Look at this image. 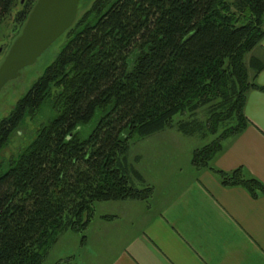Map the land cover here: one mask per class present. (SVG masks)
<instances>
[{"label": "trees", "instance_id": "16d2710c", "mask_svg": "<svg viewBox=\"0 0 264 264\" xmlns=\"http://www.w3.org/2000/svg\"><path fill=\"white\" fill-rule=\"evenodd\" d=\"M15 1L0 0V25ZM32 6L15 20L24 24ZM263 38L264 0H95L0 120V264H43L67 231L85 244L98 201H149L154 188L137 185L145 178L129 161L131 141L176 125L195 135L199 124L175 116L208 105L210 134L233 125L194 150L193 167L264 193L243 169L211 167L224 141L247 126L246 94L258 87L249 69L264 64L248 65L246 56ZM40 116L30 141L2 159L12 136Z\"/></svg>", "mask_w": 264, "mask_h": 264}, {"label": "crops", "instance_id": "0c3cea01", "mask_svg": "<svg viewBox=\"0 0 264 264\" xmlns=\"http://www.w3.org/2000/svg\"><path fill=\"white\" fill-rule=\"evenodd\" d=\"M248 57L264 64V38ZM249 74L258 87L246 94L247 126L224 141L211 167L243 169L264 185V68ZM150 186L149 201L126 200L122 215L93 218L85 243L91 258H78L86 263L67 258L74 264H264L263 192L224 186L210 168L164 175Z\"/></svg>", "mask_w": 264, "mask_h": 264}, {"label": "rangeland", "instance_id": "374dc122", "mask_svg": "<svg viewBox=\"0 0 264 264\" xmlns=\"http://www.w3.org/2000/svg\"><path fill=\"white\" fill-rule=\"evenodd\" d=\"M29 1H32L34 5L37 0H28L26 4ZM94 1L81 0L77 19L85 14ZM230 1L234 2V0ZM20 9L21 0H16L12 18L10 16L6 17L0 25V47L2 48L0 50V65L5 59L11 43L23 30L24 24L13 18ZM64 39L65 34L49 46L35 63L23 68L18 78L9 81L4 86L0 92V120L10 113L18 99L30 89L46 67L53 62L61 49ZM246 60L249 64L248 55ZM213 111V106L208 105L194 114L187 113L175 116V123L186 121L199 124L201 129L195 135H185L176 125L144 139L131 141L129 161L147 178L144 182H137L138 187L143 188L150 186V184L154 185L164 175H172L177 172L187 173L190 170H195L191 163L194 150L211 143L225 128L233 125L232 121H227L222 124L217 134H210L208 132V121ZM45 120L46 118L43 116H40L36 121L29 119L26 126L12 136L2 152V159L10 158L18 153L30 141L33 130ZM126 204V200L98 201L95 203V218L99 220L102 215H122L127 209L125 207ZM85 233L87 235V232ZM81 238L82 234L72 231L61 234L43 264H58L60 261L66 260L64 258L68 256H75L76 262L86 263L85 260L78 258L89 257L90 259L92 249L82 244ZM94 250L97 251L96 249Z\"/></svg>", "mask_w": 264, "mask_h": 264}, {"label": "water", "instance_id": "95a60500", "mask_svg": "<svg viewBox=\"0 0 264 264\" xmlns=\"http://www.w3.org/2000/svg\"><path fill=\"white\" fill-rule=\"evenodd\" d=\"M80 0H38L0 65V92L76 22Z\"/></svg>", "mask_w": 264, "mask_h": 264}, {"label": "flooded vegetation", "instance_id": "af4514ba", "mask_svg": "<svg viewBox=\"0 0 264 264\" xmlns=\"http://www.w3.org/2000/svg\"><path fill=\"white\" fill-rule=\"evenodd\" d=\"M28 0H21V9L19 10V12H17L16 14L17 15H20L21 14V12L24 10V8L27 6V4H26V2H27ZM38 1V0H37ZM36 1V2H37ZM30 2V1H29ZM28 2V3H29ZM80 2H81V0H80ZM36 4V3H35ZM35 4L32 6V8H31V11H32V9H33V7L35 6ZM80 4V3H79ZM15 5H16V1H15V3H14V7H15ZM14 7L12 8V11H13V9H14ZM79 8V7H78ZM31 11H30V13H31ZM30 13H29V15H30ZM12 15H13V12H11V15H10V17L12 18ZM17 15H15L13 18L14 19H16V16ZM29 15H28V17H29ZM28 17H27V19H28ZM77 20V19H76ZM27 21V20H26ZM26 21H25V23H26ZM25 23H24V26H25ZM24 26H23V28H24ZM14 42V41H13ZM12 42V43H13ZM12 43H11V45H12ZM11 45H10V47H11ZM9 47V48H10ZM2 48L0 47V50H1ZM8 53V52H7Z\"/></svg>", "mask_w": 264, "mask_h": 264}]
</instances>
